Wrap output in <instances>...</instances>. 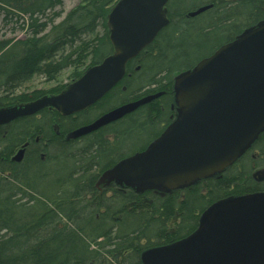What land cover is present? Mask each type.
Returning <instances> with one entry per match:
<instances>
[{
	"label": "trees",
	"instance_id": "obj_1",
	"mask_svg": "<svg viewBox=\"0 0 264 264\" xmlns=\"http://www.w3.org/2000/svg\"><path fill=\"white\" fill-rule=\"evenodd\" d=\"M117 1L81 0L62 18V0H0L4 25L28 34L0 40V108L68 85L17 92L35 76L57 80L70 68L73 82L112 54L107 21ZM182 1L169 0L170 24L93 107L71 116L47 108L0 127V264H143L145 249L188 236L215 203L264 192V184L232 170L164 194L106 177L118 162L147 148L177 116L174 77L179 72L264 21V0H207L202 5L212 7L195 18L189 13L198 7H180ZM214 33L213 50L190 62ZM199 37L205 42H197ZM157 92L163 95L125 118L74 137L78 127L106 111ZM93 111L98 112L90 117ZM135 136L146 138L129 148ZM26 143L25 159L18 164L13 155ZM254 145L264 154V131ZM27 161L32 170L24 167Z\"/></svg>",
	"mask_w": 264,
	"mask_h": 264
},
{
	"label": "water",
	"instance_id": "obj_2",
	"mask_svg": "<svg viewBox=\"0 0 264 264\" xmlns=\"http://www.w3.org/2000/svg\"><path fill=\"white\" fill-rule=\"evenodd\" d=\"M168 2L119 0L108 15L113 53L58 94L0 108V126L47 107L70 116L99 102L126 76L127 64L170 24ZM211 6H201L189 15H199ZM174 89L176 118L144 151L121 160L106 177L114 176L141 191L167 192L231 166L264 131V21L246 28L194 68L178 73ZM162 93L121 104L73 135H89ZM24 151L19 150L13 159L21 161ZM141 259L143 264H264V192L215 203L195 231L145 249Z\"/></svg>",
	"mask_w": 264,
	"mask_h": 264
},
{
	"label": "rangeland",
	"instance_id": "obj_3",
	"mask_svg": "<svg viewBox=\"0 0 264 264\" xmlns=\"http://www.w3.org/2000/svg\"><path fill=\"white\" fill-rule=\"evenodd\" d=\"M63 1V5H62V10H63V15L62 18L65 17V15L72 9L74 8L81 0H62ZM207 0H183L180 3V7H200L204 2H206ZM197 16H193V18H195ZM62 18L58 19L61 20ZM20 23H22V21H20ZM197 24V23H195ZM16 26V25H10V26H6L4 25L3 21L0 19V40H4V39H10V38H15L16 40L19 38H26L28 34H26V31L24 30H16L15 32H12V27ZM198 27V25L194 26V29H191L193 31H196V28ZM234 32H226L223 33V38H227L229 35H231ZM215 34L211 35V44L204 46L203 48H201L199 50V52L195 53L193 58L189 59L190 62L192 61H196L198 58H200L203 55H206L208 53H210L213 48L216 46L217 41L215 39ZM197 42L200 43H204V38L203 37H199L196 39ZM71 74H72V69L67 68L64 69L58 76L57 80H52V81H48L44 76L42 75H38L35 76L31 81H29L28 83H26L24 86H22L21 88H19L17 90L18 93L20 92H33L35 90H43V91H49L51 90L53 87H56L57 85H59L60 83L66 84L71 82ZM114 103V101H112V104ZM98 111H93L89 114L90 117H94L97 114ZM146 137H141L138 138L137 136L134 137V140L130 143L129 148H134L136 146H138L139 144H141V142L145 141ZM49 165H53L51 162L48 163ZM47 164V165H48Z\"/></svg>",
	"mask_w": 264,
	"mask_h": 264
},
{
	"label": "flooded vegetation",
	"instance_id": "obj_4",
	"mask_svg": "<svg viewBox=\"0 0 264 264\" xmlns=\"http://www.w3.org/2000/svg\"><path fill=\"white\" fill-rule=\"evenodd\" d=\"M139 68L136 67V70ZM125 89V88H124ZM39 140V139H38ZM38 140H36L38 142ZM256 145V144H255ZM254 144L250 146L235 163L229 166L224 172L228 170L238 171L239 173H248L253 180L264 184V154L260 148H256ZM27 147L25 149L24 158L18 164L23 163L26 156ZM42 159L44 156L40 155ZM25 168L33 169V163L27 161L24 164ZM23 167V168H24Z\"/></svg>",
	"mask_w": 264,
	"mask_h": 264
},
{
	"label": "bare ground",
	"instance_id": "obj_5",
	"mask_svg": "<svg viewBox=\"0 0 264 264\" xmlns=\"http://www.w3.org/2000/svg\"><path fill=\"white\" fill-rule=\"evenodd\" d=\"M10 124V123H9ZM8 125V124H7ZM4 126H6V125H4ZM0 127H2V126H0Z\"/></svg>",
	"mask_w": 264,
	"mask_h": 264
}]
</instances>
